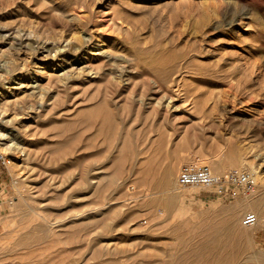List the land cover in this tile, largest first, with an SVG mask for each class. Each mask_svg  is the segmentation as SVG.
Listing matches in <instances>:
<instances>
[{
    "label": "rangeland",
    "instance_id": "374dc122",
    "mask_svg": "<svg viewBox=\"0 0 264 264\" xmlns=\"http://www.w3.org/2000/svg\"><path fill=\"white\" fill-rule=\"evenodd\" d=\"M0 132V264H264V0H0Z\"/></svg>",
    "mask_w": 264,
    "mask_h": 264
},
{
    "label": "built area",
    "instance_id": "2783aa9c",
    "mask_svg": "<svg viewBox=\"0 0 264 264\" xmlns=\"http://www.w3.org/2000/svg\"><path fill=\"white\" fill-rule=\"evenodd\" d=\"M9 162L7 155L0 149V163L7 166ZM177 184L180 187L200 186L216 195L233 198L239 193L252 194L257 182L256 176L245 170L232 169L223 174H216L207 164L191 162L181 167ZM258 221V215L253 212H248L242 219L245 226H253Z\"/></svg>",
    "mask_w": 264,
    "mask_h": 264
},
{
    "label": "bare ground",
    "instance_id": "6f19581e",
    "mask_svg": "<svg viewBox=\"0 0 264 264\" xmlns=\"http://www.w3.org/2000/svg\"><path fill=\"white\" fill-rule=\"evenodd\" d=\"M92 38V37H91ZM85 40H87V41H89L90 40V37L88 38V37H85ZM64 41H65V39H64ZM73 41V40H72ZM75 41H78L77 39L75 40ZM63 43V42H62ZM71 42H70V40H66L65 41V43H63V45L61 46V47H58L54 52V55L53 56H57V54H59V53H62V52H64V51H66L67 49H68V46H69V44H70ZM77 48H78V46H77ZM77 48H75V49H77ZM79 48H81V46L79 47ZM70 49V48H69ZM93 53V52H92ZM52 54V53H51ZM106 55V54H105ZM52 56V57H53ZM48 57V56H47ZM38 58V57H37ZM104 59V58H103ZM43 61V60H42ZM85 61V60H84ZM88 62V61H87ZM85 64V63H84ZM89 64V63H88ZM85 65V67H87V66H90V65ZM36 65V64H35ZM84 66V65H83ZM82 68H84V67H82ZM87 68H90V67H87ZM90 69H93L92 67L90 68ZM39 70V69H38ZM89 70V69H88ZM67 70H65V71H62V72H66ZM71 71V70H70ZM69 71V72H70ZM30 72V71H29ZM40 72H42V71H40ZM68 72V71H67ZM89 73H91V70L90 71H88ZM88 73V74H89ZM51 74V73H50ZM49 74V75H50ZM61 74V73H60ZM63 74V73H62ZM61 74V75H62ZM66 74V73H65ZM97 74V73H96ZM55 75V74H54ZM94 75V74H93ZM46 77V76H45ZM65 77V76H64ZM96 77V76H95ZM49 78V77H48ZM38 79V78H37ZM65 79V78H64ZM24 81V80H23ZM8 82V81H7ZM20 83V82H19ZM27 83V82H26ZM18 84V83H17ZM24 85H25V83H24ZM30 86V85H29ZM39 86V85H38ZM16 87V86H15ZM27 87H28V84H27ZM19 88H21V87H19ZM29 88V87H28ZM10 90V89H9ZM42 91V90H41ZM24 92V91H23ZM39 92V91H38ZM44 92V91H43ZM4 94V93H3ZM14 94V93H13ZM12 94V95H13ZM8 96V95H7ZM170 99H173V98H170ZM43 100V99H42ZM42 100H41V102H42ZM174 100V99H173ZM170 101V100H169ZM168 101V102H169ZM12 102V101H11ZM6 103V102H5ZM171 102H169V104H170ZM173 103V102H172ZM8 104V103H7ZM167 104V103H166ZM171 105V104H170ZM178 107V106H177ZM175 108H176V106H175ZM6 139V137H5V134L4 133H1L0 132V140H5ZM1 144H5V143H1ZM93 180V179H92ZM169 180L170 181H174V177H173V175H170V177H169ZM259 225V224H258Z\"/></svg>",
    "mask_w": 264,
    "mask_h": 264
}]
</instances>
